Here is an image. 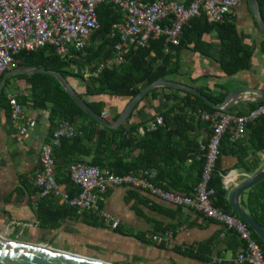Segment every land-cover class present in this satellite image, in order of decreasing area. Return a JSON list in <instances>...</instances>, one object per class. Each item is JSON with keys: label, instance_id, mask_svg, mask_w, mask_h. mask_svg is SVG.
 Returning a JSON list of instances; mask_svg holds the SVG:
<instances>
[{"label": "crops", "instance_id": "0c3cea01", "mask_svg": "<svg viewBox=\"0 0 264 264\" xmlns=\"http://www.w3.org/2000/svg\"><path fill=\"white\" fill-rule=\"evenodd\" d=\"M230 20L235 25L242 45L252 52L249 69L232 77L225 76L218 64L221 43L215 33H207L201 38L209 46L207 55L191 52L190 49L183 50L179 54L178 73L170 75L167 80L197 91L199 88L208 90L216 96L222 93L227 96L240 88L264 91V39L247 0L239 2ZM70 83L77 92H84V87L77 80ZM11 84H14L15 89H7V94L18 99L19 94L25 92V83L12 82L9 86ZM156 89V98L139 102L136 111L128 120L129 127H136V131L130 135L134 140L144 136L145 133L141 130L149 121L158 116L163 118L162 114L167 110L181 105L187 93L171 88ZM257 97L254 92L245 91L239 96L245 102L234 103L226 112L245 114L250 111L252 104H257L254 102ZM86 98L105 101L107 109L103 113L104 117L120 113L127 102L110 96ZM30 103L26 99L19 105L21 117L18 126L26 129L21 135L0 109V232L5 237L9 234L11 239L17 238L28 244L50 242L49 247L55 250L104 264H237L235 259L242 244L232 232L212 220L201 219L189 208L171 206L144 191L113 186L99 198L96 203L98 209L109 213L118 221L114 230L92 209L69 210L56 197L39 199L30 185V179L38 167L39 146L48 142L56 122L50 121L49 109L34 110ZM177 112V109H172L170 116ZM196 119L194 128L187 135L198 143H203L209 137V128L203 124L198 125ZM170 128L174 129L173 126ZM247 137L246 132L240 141L247 144ZM178 140V137L173 139L175 143ZM136 143L120 152L125 162L136 160L143 152L135 147ZM156 145H162V142L157 140ZM176 149L179 150L180 146ZM230 149L233 148L227 147L218 159V174L226 191L227 204L228 193L233 186L264 165V151L253 154L252 150H248V155L239 160ZM159 159L161 162L162 158ZM173 162L169 160V165L161 162V173L164 177L161 183L172 188L170 190L179 188L178 191H173L189 193L197 182L199 168L190 158L184 162L174 159ZM254 166L256 168L252 170ZM55 174L60 172L55 171ZM21 179L25 180L26 187L19 186ZM57 184L68 192L65 185ZM247 192L239 197V204L246 213L241 201H245ZM40 202L48 215L47 219H50V213L57 208L66 210L55 227L38 225L36 211ZM10 221L23 225L19 237H16L15 231L6 229ZM165 232L171 233L169 241L155 244L152 236L163 235Z\"/></svg>", "mask_w": 264, "mask_h": 264}, {"label": "trees", "instance_id": "16d2710c", "mask_svg": "<svg viewBox=\"0 0 264 264\" xmlns=\"http://www.w3.org/2000/svg\"><path fill=\"white\" fill-rule=\"evenodd\" d=\"M257 3L264 19V0H257ZM96 13L99 26L91 34L89 44L82 50H73L66 59L61 58L52 47L48 46L35 51L21 50L15 57V68L27 66L43 67L60 72L69 83L71 79L77 80L84 87V92H78V94L93 111L103 115L107 109L105 101L89 99L86 96L92 98L95 96H110L128 101L149 84L159 79L168 81V77L178 73L180 69L178 59L179 54L183 50L190 49L191 52L203 56L207 55L209 46L201 39L202 35L207 33H215L221 43V57L218 64L225 76L232 77L239 72L246 71L250 67L252 52L242 45L234 23L228 18H225L220 23H208L205 16L201 15L183 27L177 46L165 44L164 37H161L150 41L149 46L131 49L118 65L103 67L96 71L99 63L110 58L113 54V46L118 41V37L111 35L112 25L122 20V12L116 5L104 2L97 6ZM89 66L91 67L88 70L89 73L84 76V71ZM18 81L24 82L26 89L24 93L19 94L18 99L15 98L16 103L21 105L26 99H29L32 109H49L50 121L57 122L58 119L63 118L80 131L79 134L73 137L59 141L58 147L52 151L55 160V171L60 172L59 176L55 174V181L65 185L70 195L75 193V189L72 188L68 181L66 169L69 164L79 161H84L100 168H107L118 175L137 169L153 168L157 171V180L163 182L161 162L169 165V160L174 163V159L178 162H184L190 158L199 168L200 174L202 162L197 160V156L200 155V143L188 136L187 132L194 128L193 123L196 118L193 113L196 110L215 111L200 98L185 93L181 105L174 106L178 111L174 116H170V112L174 108L162 114L165 126L159 127L152 132H147L142 138L134 140L130 135L136 131V127H129L127 123L139 104L118 128L103 127L78 107L55 77L45 73L18 75L5 81L0 93V109L4 111V115L7 118L9 115V107L6 100L7 86L12 82ZM156 91L157 89L151 90L143 100L156 98ZM198 92L215 105L221 104L226 97V93L216 96L208 90L200 88ZM257 105L258 103L252 104L249 110ZM118 115L119 113H116L111 117L105 116V118L109 122H113ZM196 120L198 125L203 124L206 128L208 127L207 123L198 118ZM172 126L174 129L170 128ZM247 133V144H243L240 140L232 141L230 134L226 133L219 146L220 154L227 147L233 148L230 149L232 154L242 160L248 155V150H252L253 154L263 152L264 116L249 124ZM175 137L179 139L176 142L177 144L173 141ZM157 140H160L162 145H156ZM136 141L138 142L136 143ZM134 143H136L135 147L140 148L143 152L136 160L127 163L123 160L120 152L129 149ZM177 146H180L179 150L176 149ZM157 157L162 158V161L159 162L160 159H157ZM59 161L63 162V165H56ZM255 168L256 166L252 167V170H255ZM19 186L22 188L26 187L24 179L20 180ZM209 186L215 191L214 206L237 216L226 202V191L222 187L221 176L218 174V161ZM164 187L166 189L170 188ZM178 189L175 188L173 190L178 191ZM46 198L49 197L42 199ZM41 202L38 204L36 211L38 225L41 227H55L57 221L64 217L66 210L57 208L50 213V219H47L48 215L45 209H42L43 205ZM241 203L247 213L264 229V179L248 190L245 201H241ZM252 235L261 246L264 254V244L254 232H252Z\"/></svg>", "mask_w": 264, "mask_h": 264}, {"label": "built area", "instance_id": "2783aa9c", "mask_svg": "<svg viewBox=\"0 0 264 264\" xmlns=\"http://www.w3.org/2000/svg\"><path fill=\"white\" fill-rule=\"evenodd\" d=\"M241 0H0V75L15 64V57L21 50L35 51L42 47H52L57 55L66 59L73 51H80L89 44L91 34L98 28L96 8L100 3L109 2L122 12V20L112 25L111 35L118 41L113 46V54L97 66L118 65L124 56L138 47L149 46V42L164 37L165 44L177 46L182 30L191 20L204 15L208 23H220L234 15V9ZM84 71L87 76L89 69ZM9 107L8 119L24 134L26 129L18 126L21 108L13 96L6 95ZM193 115L208 124L209 137L199 144L202 162L196 184L189 193L166 189L157 180L153 168L137 169L118 175L107 168H100L84 161L67 166V176L75 193L70 195L55 181V160L53 149L59 141L79 134L80 131L66 119H58L48 142L39 146L38 167L34 171L30 185L39 199L58 198L67 208L78 211L94 210L100 218L114 230L118 221L98 209L96 203L109 187H122L144 191L158 200L174 207L189 208L201 219H209L221 224L232 232L242 244L236 255L237 264H264L261 246L254 239L252 230L240 218L213 204L215 191L209 186L211 176L219 159V146L226 133L232 141L240 140L247 132V126L264 116V101L245 114L235 115L223 110L206 112L196 110ZM164 126L158 116L149 121L141 130L152 132ZM9 225L22 226L14 222ZM170 232L154 235L155 244L168 242Z\"/></svg>", "mask_w": 264, "mask_h": 264}, {"label": "water", "instance_id": "95a60500", "mask_svg": "<svg viewBox=\"0 0 264 264\" xmlns=\"http://www.w3.org/2000/svg\"><path fill=\"white\" fill-rule=\"evenodd\" d=\"M247 1L254 12L258 27L260 28L264 39V19L261 15L257 0ZM34 73H45L55 77L80 109H82L88 116L92 117L99 125L111 129L118 128L120 125H122L132 110L139 104V102H141L151 90L160 87L185 91L200 98L213 109H221L223 111L229 109L234 103H244L245 101L239 99V96L245 91L254 92V94L258 95L254 101L255 103H261L264 101V91L240 88L230 92L221 104L215 105L207 97L201 95V93H199L194 88L159 79L144 87L138 92V94L130 98L126 102L116 120L109 122L103 115L93 111L84 101V99L78 94V92L75 91L71 84L65 79V77L56 70L34 66L17 67L15 69L9 70L3 73L0 78V93L7 79L18 75H31ZM56 165H63V162L59 161ZM263 179L264 165L253 174L247 176L243 181L233 186V188L228 193V204L231 210L236 213L237 217L246 223L252 232H254L264 244V229L248 213H246L239 204V197ZM49 244L50 242L39 245L28 244L16 240L0 239V264H104L99 261H94V259L55 250L49 247Z\"/></svg>", "mask_w": 264, "mask_h": 264}, {"label": "rangeland", "instance_id": "374dc122", "mask_svg": "<svg viewBox=\"0 0 264 264\" xmlns=\"http://www.w3.org/2000/svg\"><path fill=\"white\" fill-rule=\"evenodd\" d=\"M12 69H15V65H13L11 68H10V70H12ZM73 79H71L70 81H72ZM19 83H21V82H19ZM15 84H17V83H15ZM13 85V86H12ZM9 87V88H8ZM11 88H14V84H11V86H7V89H11ZM7 227H6V229L8 230L9 228L11 229V230H13V231H15L16 233H17V236L16 237H19L21 234H20V232H21V230H22V226H15V225H6ZM12 234V233H11ZM15 237V236H14ZM6 238L7 239H9V240H14V239H11L12 238V236L11 235H6ZM15 240L16 241H20V242H22L21 240H17V238H15ZM42 244H45V243H42ZM40 245V244H39Z\"/></svg>", "mask_w": 264, "mask_h": 264}, {"label": "bare ground", "instance_id": "6f19581e", "mask_svg": "<svg viewBox=\"0 0 264 264\" xmlns=\"http://www.w3.org/2000/svg\"><path fill=\"white\" fill-rule=\"evenodd\" d=\"M0 239L5 240L7 238L3 235V233L0 232Z\"/></svg>", "mask_w": 264, "mask_h": 264}]
</instances>
